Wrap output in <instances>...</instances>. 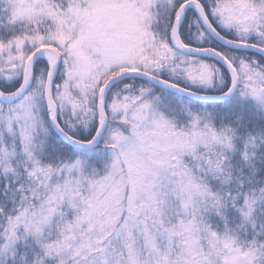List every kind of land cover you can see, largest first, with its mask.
<instances>
[{"label": "snow or ice", "instance_id": "1", "mask_svg": "<svg viewBox=\"0 0 264 264\" xmlns=\"http://www.w3.org/2000/svg\"><path fill=\"white\" fill-rule=\"evenodd\" d=\"M0 264H264V0H0Z\"/></svg>", "mask_w": 264, "mask_h": 264}]
</instances>
